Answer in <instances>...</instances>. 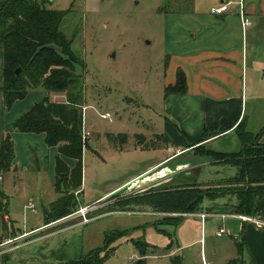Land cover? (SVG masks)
<instances>
[{
  "label": "rangeland",
  "instance_id": "1",
  "mask_svg": "<svg viewBox=\"0 0 264 264\" xmlns=\"http://www.w3.org/2000/svg\"><path fill=\"white\" fill-rule=\"evenodd\" d=\"M39 1L48 9L66 13L61 30L72 41L82 65L77 72L85 93L83 110L88 106L83 135L89 133L83 155V185L76 194L78 207L71 215L51 223L41 232L46 238L36 245L16 252V243L2 248L0 264H74L104 247L111 232L118 237L107 249L115 251L107 257V251L101 254L106 264H138L143 259L145 264H171L175 255L183 257V264H202L203 254L213 264L237 258L235 240L243 237L240 221L225 219L223 224L221 218L210 217L203 230L199 217L164 210L156 204L160 198L154 196L165 188L181 190L193 184H208L220 192L235 188L230 182L237 169L220 164L224 160L214 163L201 157L205 148L192 149L165 167L149 171L164 156V141L155 134H162L165 123V43L169 17L181 14L182 8L169 0ZM261 83L264 88V81ZM106 113L111 119L102 118ZM263 113L264 99L254 111L248 108V131L263 128ZM120 134L126 135V141L118 138ZM137 135L145 138L143 148ZM262 142L253 144L263 145L264 138ZM208 148L239 152L241 141L234 133ZM46 161L44 173L34 169L19 174L16 183L10 178L0 181V196L3 190L12 219L5 222L4 213H0V239L8 227L17 231L25 224L40 226L51 214V204L61 195L52 184L51 155ZM186 163L190 166L185 167ZM142 181L144 186L130 187ZM221 197L215 202L206 200L197 214L230 212L236 198L231 194ZM30 201L35 211L25 209ZM87 208L85 216L79 214ZM180 217L183 220L177 225L163 224ZM222 226L226 234L220 238L216 232ZM246 254L245 261L251 264L249 250Z\"/></svg>",
  "mask_w": 264,
  "mask_h": 264
},
{
  "label": "crops",
  "instance_id": "2",
  "mask_svg": "<svg viewBox=\"0 0 264 264\" xmlns=\"http://www.w3.org/2000/svg\"><path fill=\"white\" fill-rule=\"evenodd\" d=\"M170 1L178 5L176 8L181 7L182 10L181 14L172 13L169 17V32L165 43L163 83L165 123L162 134H155L164 141L165 146L161 148L164 156L150 167L149 171L165 167L176 157L192 151L197 146L204 145L210 149L208 145L219 139L234 133L238 136L237 128L240 124L247 128L248 108L254 111L256 104L264 99V88L261 83L264 81V0ZM229 2L232 4L226 13L222 15L211 13L212 8ZM241 3L246 16L252 22L248 27H243L240 16ZM3 65L4 54L0 51V68ZM180 71L185 75L186 92L182 95L166 94L167 88L176 85ZM2 84L1 74L0 86ZM46 98L56 103L66 102L65 94L49 93L44 88H37L30 89L24 99L16 101L7 109L4 97L0 93V147L5 136L11 132L15 152L13 170L2 174L0 181L4 182L10 178L16 183L15 178L18 179L19 174L34 172L32 171L34 169L44 173L46 160L51 155L52 184L55 186L58 149L46 144L44 134L12 132L13 124ZM87 108L88 106H85L83 111ZM263 117L264 113L260 124L264 123ZM261 126L263 128L258 132L251 128L247 131L258 134L264 129V124ZM206 132L209 135L222 133L201 143ZM263 138L264 135L261 142ZM145 143L146 141H140V147L143 148ZM49 151L50 154L47 156ZM64 160L70 168L75 167V160L69 158ZM43 163L44 166L40 168L39 164ZM1 191L5 194L3 190ZM6 221L12 222L9 214L5 217ZM50 224L47 226L45 222L43 225L31 227L25 224L23 229L17 231L8 227L0 241L12 240L16 243V250L13 252L26 249L46 238L41 232L52 225ZM239 233L246 238L251 264H264V228L241 223Z\"/></svg>",
  "mask_w": 264,
  "mask_h": 264
},
{
  "label": "trees",
  "instance_id": "3",
  "mask_svg": "<svg viewBox=\"0 0 264 264\" xmlns=\"http://www.w3.org/2000/svg\"><path fill=\"white\" fill-rule=\"evenodd\" d=\"M65 14L63 11L46 8L39 0H0V51L4 54L0 93L4 97L6 108L9 109L16 101L24 99L30 89L44 88L49 93L66 96V102L61 103L46 98L19 118L12 128V132L44 134L46 144L58 149L55 187L61 197L51 204V214L46 217V224L71 215L78 207L76 194L79 195L82 190L83 155L87 145L83 137L82 103L85 93L77 72L78 66L82 65L73 50L72 41L61 30ZM18 70L20 73L17 74ZM185 92L186 79L180 71L176 85L167 88L166 94L182 95ZM237 132L242 144L239 152H217L204 145L193 148H205L200 156L209 158L214 163L224 160L220 164L235 167L237 173L230 182L235 188L227 192L212 190L208 184L187 185V188L181 190L165 188L154 195L160 198L156 202L157 206L175 213L197 214L203 210L206 200L215 202L222 199V195L231 194L237 203L231 206L229 214L264 217V144H253L260 143L264 129L258 134H252L240 124ZM221 133L209 135L206 132L201 143ZM118 138L122 141L127 139L126 135H119ZM138 138L145 141L143 137ZM64 158L75 160V167L70 168ZM14 159V142L9 132L0 147V176L13 170ZM7 200L4 194L0 196V213H4V218L8 215ZM182 220L180 217L163 224L177 225ZM116 237L118 236L111 232L104 247L74 264H106V258L101 254L107 251ZM235 245L238 257L226 264H247L246 238L243 236ZM114 251H107L106 257ZM138 264H145V259ZM171 264H183V257H171Z\"/></svg>",
  "mask_w": 264,
  "mask_h": 264
},
{
  "label": "built area",
  "instance_id": "4",
  "mask_svg": "<svg viewBox=\"0 0 264 264\" xmlns=\"http://www.w3.org/2000/svg\"><path fill=\"white\" fill-rule=\"evenodd\" d=\"M231 4L232 3L229 2V3H226V4L222 5V6H220V7L212 8L211 13L215 14V15H222V14L226 13L229 10V7H230ZM240 16H241V19H242L243 27H248V26L252 25L251 20L245 14L244 6H243L242 3L240 4ZM102 118L111 119V115L108 114V113L107 114H103ZM83 137H84V140H87V137H89V133L84 132ZM1 179L2 178L0 177V180ZM25 209L26 210L31 209V210L35 211L34 203L32 201H30L26 205ZM86 210H88V208L87 209H82L81 211H79V214H82V215L85 216ZM183 215L186 216V217H190V216L199 217L201 219V221H202L203 230H204V227H205V225H204L205 221L208 218H210V217H219V218H221V220L223 221V224H224V220L225 219H235V220L240 221L241 223H244V224H253V225H255V226L259 227V228H264V217H262L261 215L250 216V215L229 214V213H223V214L215 215V216H212V215H209V214H183ZM225 234H226L225 226H222L216 232V236L217 237H223ZM12 243H13L12 240L0 241V251H4V250H1V249L5 248V247H8ZM203 243H204V239L202 237V244ZM202 264H213V263L208 261L207 258L205 257V255L203 254L202 255Z\"/></svg>",
  "mask_w": 264,
  "mask_h": 264
},
{
  "label": "water",
  "instance_id": "5",
  "mask_svg": "<svg viewBox=\"0 0 264 264\" xmlns=\"http://www.w3.org/2000/svg\"><path fill=\"white\" fill-rule=\"evenodd\" d=\"M16 73H17V74L20 73V70H18ZM185 165H186L185 167H189V166H190V163H186ZM177 168H179V170H180V169H182V166H181V167L178 166ZM143 182H144V181L139 182V184H137V185H136V183H134L133 185H130V187H131V186H134L133 189H135V188L138 187V186H144V185H141V184H143ZM149 183H151V182H149ZM146 184H148V183H146ZM146 184H145V185H146ZM135 185H136V186H135ZM133 189H132V190H133Z\"/></svg>",
  "mask_w": 264,
  "mask_h": 264
},
{
  "label": "bare ground",
  "instance_id": "6",
  "mask_svg": "<svg viewBox=\"0 0 264 264\" xmlns=\"http://www.w3.org/2000/svg\"><path fill=\"white\" fill-rule=\"evenodd\" d=\"M85 211V210H84Z\"/></svg>",
  "mask_w": 264,
  "mask_h": 264
}]
</instances>
